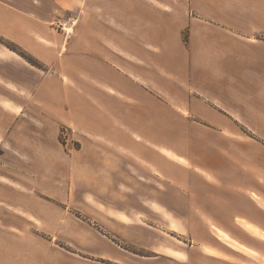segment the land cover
Returning <instances> with one entry per match:
<instances>
[{"label": "crops", "instance_id": "1", "mask_svg": "<svg viewBox=\"0 0 264 264\" xmlns=\"http://www.w3.org/2000/svg\"><path fill=\"white\" fill-rule=\"evenodd\" d=\"M67 21L73 23L69 37L57 27ZM230 93H255V102L231 108ZM259 93H264V0H0V264H35L40 256L35 206L21 199L36 193V163L50 161V151L38 156L37 147L51 148L60 126L82 135L79 154L89 138L125 151L140 145L149 156L142 159L163 173L165 150L145 147L151 142L145 115L162 116L169 106L178 113L187 109L191 123L222 133L245 120L246 109L253 110L255 121L264 118ZM159 140L154 144L163 145ZM172 151L179 163L187 159L195 168L219 172L211 161ZM249 209L251 223L264 233V209ZM215 231L218 236L206 233L204 240L219 258L227 257L229 250L216 241L223 232ZM139 239L131 241L148 245ZM156 239L153 244L163 250V238ZM255 255V264H262L261 251L255 248ZM187 258V264H229L213 256Z\"/></svg>", "mask_w": 264, "mask_h": 264}, {"label": "rangeland", "instance_id": "2", "mask_svg": "<svg viewBox=\"0 0 264 264\" xmlns=\"http://www.w3.org/2000/svg\"><path fill=\"white\" fill-rule=\"evenodd\" d=\"M254 99L255 93H230L227 102L235 108L243 102L251 106ZM176 113L169 106L162 116L150 113L142 119L153 142L145 147L165 150L163 173L142 159L149 156L140 145L125 151L89 138L79 154L81 134L67 126H60L51 148L37 147L38 156L50 151V161L36 163V193L21 199L35 206L41 256L35 264H117L113 259L128 264H175L178 259L187 264L188 255L198 262L201 256H213L229 264H255V248L264 255V233L249 219L250 207L264 209V118L255 121L253 110L246 109L245 120L234 121V129L221 133L191 123L187 109ZM161 138L163 145L154 144ZM174 147L191 160L211 161L219 172L195 168L187 159L179 163ZM92 154L99 161L91 160ZM221 158L225 163L218 162ZM212 201L223 204L212 207ZM216 219L222 224H215ZM206 227L208 234H216V228L227 237L216 240L229 250L227 257L219 258L204 240ZM139 238L148 245L131 241ZM162 238L163 250L153 244ZM229 240L254 255L235 249Z\"/></svg>", "mask_w": 264, "mask_h": 264}, {"label": "built area", "instance_id": "3", "mask_svg": "<svg viewBox=\"0 0 264 264\" xmlns=\"http://www.w3.org/2000/svg\"><path fill=\"white\" fill-rule=\"evenodd\" d=\"M69 21V20H68ZM62 22L60 24H58V29L61 31V33H63L66 37H69L70 35L73 34V30H72V25L73 23H71V26H67V24H69V22Z\"/></svg>", "mask_w": 264, "mask_h": 264}, {"label": "trees", "instance_id": "4", "mask_svg": "<svg viewBox=\"0 0 264 264\" xmlns=\"http://www.w3.org/2000/svg\"><path fill=\"white\" fill-rule=\"evenodd\" d=\"M10 48V47H9ZM11 50H14V49H12L11 48ZM22 55V54H21ZM29 63H31L32 65H34V66H37V67H39L40 65L36 62V61H34L33 59H31V58H29V57H27V56H24V55H22Z\"/></svg>", "mask_w": 264, "mask_h": 264}, {"label": "bare ground", "instance_id": "5", "mask_svg": "<svg viewBox=\"0 0 264 264\" xmlns=\"http://www.w3.org/2000/svg\"><path fill=\"white\" fill-rule=\"evenodd\" d=\"M222 237L223 238H225V239H227V237L226 236H224V235H222ZM234 246H236V247H238V248H240V246L238 245V244H236V243H234L233 241H231V240H229Z\"/></svg>", "mask_w": 264, "mask_h": 264}]
</instances>
